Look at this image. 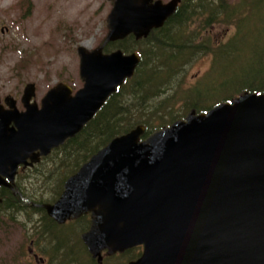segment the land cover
<instances>
[{
  "label": "water",
  "instance_id": "1",
  "mask_svg": "<svg viewBox=\"0 0 264 264\" xmlns=\"http://www.w3.org/2000/svg\"><path fill=\"white\" fill-rule=\"evenodd\" d=\"M179 2L114 0L103 45L78 48L81 88L59 82L38 104L29 82L23 110L12 95L0 102V186L80 133L135 75L140 54L106 53V43L148 37ZM145 131L138 125L94 153L42 205L47 214L58 224L89 215L81 238L99 263L141 246L128 264H264V93L245 90Z\"/></svg>",
  "mask_w": 264,
  "mask_h": 264
},
{
  "label": "trees",
  "instance_id": "2",
  "mask_svg": "<svg viewBox=\"0 0 264 264\" xmlns=\"http://www.w3.org/2000/svg\"><path fill=\"white\" fill-rule=\"evenodd\" d=\"M212 25L233 28L234 32L227 41L217 42L209 35ZM119 43L118 48L125 53L139 52L141 62L135 75L107 99L80 133L27 169V173L66 175L61 178L58 195L65 180L117 135L142 124L146 127L144 136H148L192 109L207 111L245 90L264 93V0H183L164 26L152 30L148 37L137 40L129 35ZM114 48L108 45L105 51L111 52ZM199 53L212 55L210 70L203 76L200 86L183 87L180 75ZM47 164L50 168L45 170ZM0 194L3 211L25 213L30 209L48 218L40 205L43 202L39 208L33 205L27 208L23 205V195L7 189ZM50 223L63 232L55 231L49 224L42 229V237L49 235L53 241L60 234L63 238L68 230L54 221ZM62 246L57 243L53 250L60 251ZM83 247L85 251L72 250L77 257L73 261L78 264H109L112 259L104 258L99 263L87 247ZM141 253V246L118 253L124 258L119 264H128ZM64 264H68L65 259Z\"/></svg>",
  "mask_w": 264,
  "mask_h": 264
},
{
  "label": "rangeland",
  "instance_id": "3",
  "mask_svg": "<svg viewBox=\"0 0 264 264\" xmlns=\"http://www.w3.org/2000/svg\"><path fill=\"white\" fill-rule=\"evenodd\" d=\"M113 4V0H0V101L12 95L18 100V108L24 109L21 96L29 82L36 84L38 104L59 82L71 85L73 92L81 88L84 83L80 76L78 48L83 45L93 50L103 45L109 33L107 18ZM208 31L212 40L225 42L234 29L212 25ZM119 41L108 42L104 48L113 45L114 51L120 45ZM199 54L180 75L183 87L200 86L203 76L210 70L212 55ZM22 60L25 62L20 64ZM32 167L24 168V175L17 180L22 198H25L23 205L38 207L42 202L40 205L53 203L60 195L61 178L66 175L27 173ZM47 168L50 165L47 164L45 170ZM16 194H19L18 190ZM15 212H0V264H37L29 252L31 247L38 253L37 260H42L39 264H64V259L68 264H78L73 261L77 257L72 250L85 251L81 233L88 229L86 219L58 224L68 231L63 233V238L56 232L58 237L52 241L49 235L42 237L40 234L45 226L50 224L52 227L50 222L54 219L51 216L45 218L44 213L30 209L25 213ZM52 228L63 232L60 227ZM57 243L63 245L60 251H57L58 246L53 250ZM117 254H104V258H112L109 264H119L124 258Z\"/></svg>",
  "mask_w": 264,
  "mask_h": 264
},
{
  "label": "flooded vegetation",
  "instance_id": "4",
  "mask_svg": "<svg viewBox=\"0 0 264 264\" xmlns=\"http://www.w3.org/2000/svg\"><path fill=\"white\" fill-rule=\"evenodd\" d=\"M112 1V0H111ZM114 1V0H113ZM163 2H168V1H170V0H162ZM182 1L183 0H180V2H179V6H180V4L182 3ZM178 6V7H179ZM178 9V8H177ZM172 17V16H171ZM0 102H2V103H4V101H0ZM23 169H24V166H20L19 167V169H18V174L16 175V179H15V182L13 183V187H9V186H6V185H1L0 186V193L3 191V190H10V191H12L14 194L16 193V190H18V193L20 194V195H23L22 194V191H21V187L19 186V183L17 182V180L19 179V176H20V174L22 173V171H23ZM66 181V180H65ZM65 183V182H64ZM63 188H64V185H63ZM62 191H63V189H62ZM62 193V192H61ZM60 193V194H61ZM0 196H1V194H0ZM60 196V195H59ZM58 196V197H59ZM58 199V198H57ZM2 201H3V199H2ZM2 206H0V212L1 211H3L2 210V208H1ZM77 219H86V224H88V228L90 227V222H87V221H90V219H89V215H86V214H84V215H82L81 217H79V218H77ZM76 219H71V220H67L65 223H67V222H74ZM86 230V229H85ZM82 234V233H81ZM82 239V238H81ZM29 252L33 255V258H34V261H35V263H37V264H39L40 262L39 261H42L41 259L40 260H37L38 259V253L35 251V249L33 248V247H31V248H29ZM89 252V251H88Z\"/></svg>",
  "mask_w": 264,
  "mask_h": 264
}]
</instances>
